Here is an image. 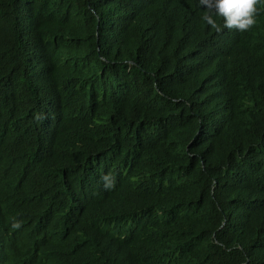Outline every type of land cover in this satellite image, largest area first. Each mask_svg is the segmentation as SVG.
<instances>
[{
	"label": "trees",
	"instance_id": "16d2710c",
	"mask_svg": "<svg viewBox=\"0 0 264 264\" xmlns=\"http://www.w3.org/2000/svg\"><path fill=\"white\" fill-rule=\"evenodd\" d=\"M204 12L0 0V264H264V7L246 32ZM24 74L41 79L34 115ZM64 168L88 189L61 194Z\"/></svg>",
	"mask_w": 264,
	"mask_h": 264
},
{
	"label": "clouds",
	"instance_id": "9594fccd",
	"mask_svg": "<svg viewBox=\"0 0 264 264\" xmlns=\"http://www.w3.org/2000/svg\"><path fill=\"white\" fill-rule=\"evenodd\" d=\"M199 5L201 7L203 6V8L205 9V12L202 16L203 21H205L206 24L209 25L212 29H214L217 33L221 32L222 28H227L229 30H236L240 32H246L255 26L257 22L256 16L258 13V9L264 7V0H199ZM214 17L221 18L223 20V25L221 26L220 24H218ZM40 80L41 79L38 76H32L30 74H24L21 79L20 87L25 90L27 87L31 89V93L29 94L28 103H27L28 108L25 106V102H24V111L27 115L28 113H31L33 115L35 114L36 105L39 102L37 97L41 95L39 90L37 89V85L35 84L41 82ZM55 108H57V106ZM57 117H58V112L56 113L54 118ZM46 131L47 130H41L40 133L43 134ZM60 133L61 130L58 133L54 134V136L50 141V146L57 143L55 145L56 151L62 148V143H61L62 137L59 139L58 142H56ZM73 146L74 144L70 147L69 151H73ZM74 160L75 159L73 160L69 159L67 161L68 163L67 165L74 166L75 170H77L78 172L83 168L84 165ZM56 161L57 158L55 157L52 164H55ZM77 166H79V169L77 168ZM101 171L99 169H97V173H92V172L90 173L89 171V176L95 177L98 174L102 188L104 187L103 180L105 182L106 188L113 187L114 184L113 178L111 176H108L107 174L105 176V174L103 173V169ZM53 172H51V175L55 176V180L53 182L60 187L59 191L61 194H64V191L66 189L69 188L75 189L81 185L83 186L80 187L78 190L84 191L88 189L87 185H90L89 179H85V180L81 179L79 177L80 175L74 174L77 172L71 171L67 168H64V172L56 173L54 170ZM39 177L32 179L33 182H31V186L34 185L35 189H39L38 184L43 179V178L39 179ZM72 179H77L78 181ZM30 193L32 194V191H30ZM40 194H41L40 192H37V195L40 196ZM48 206L50 207L51 211L56 215L66 219H70L72 217L69 215L74 210L73 208L75 205H71L68 208H61V209L55 208L52 205L51 206L48 205ZM34 221L37 223L36 224L37 229H35V226H33L32 229L37 237L40 238L42 236L43 239L46 241V240H53L58 236V232L53 226L46 225L43 222V220L39 218H36ZM38 224L39 226L37 227ZM20 226L21 224L18 221L13 222L12 224L13 228H19ZM99 227L102 230H104V227L102 225H99ZM72 229L73 227L70 228L69 235Z\"/></svg>",
	"mask_w": 264,
	"mask_h": 264
}]
</instances>
